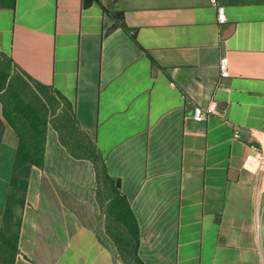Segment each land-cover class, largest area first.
<instances>
[{
  "label": "crops",
  "instance_id": "0c3cea01",
  "mask_svg": "<svg viewBox=\"0 0 264 264\" xmlns=\"http://www.w3.org/2000/svg\"><path fill=\"white\" fill-rule=\"evenodd\" d=\"M216 1L222 25L210 0H0V53L72 105L129 203L141 264H264V190L245 165L264 151V0ZM0 121V226L11 181L27 180L14 264H125L51 166L56 143L46 134L42 167L15 171L1 103Z\"/></svg>",
  "mask_w": 264,
  "mask_h": 264
},
{
  "label": "rangeland",
  "instance_id": "374dc122",
  "mask_svg": "<svg viewBox=\"0 0 264 264\" xmlns=\"http://www.w3.org/2000/svg\"><path fill=\"white\" fill-rule=\"evenodd\" d=\"M4 63L5 59L0 56V69ZM13 73V85L20 97L26 102L38 104L47 120L45 137L47 134L58 146L52 156L51 166L68 181L72 189L75 188L76 181L77 189L82 187L86 197H90L97 228L102 238L114 248L117 259L125 264H136L133 259L131 227L127 226V219L117 222L111 220V214L119 212L120 195L104 175L100 157L95 152L92 141L75 130L70 111L50 88L32 86L15 69ZM1 91V95H4L5 90Z\"/></svg>",
  "mask_w": 264,
  "mask_h": 264
},
{
  "label": "trees",
  "instance_id": "16d2710c",
  "mask_svg": "<svg viewBox=\"0 0 264 264\" xmlns=\"http://www.w3.org/2000/svg\"><path fill=\"white\" fill-rule=\"evenodd\" d=\"M122 27L126 29L124 25H122ZM0 56L6 61L0 69V103L2 105V116L17 135L18 145L15 153L14 170L23 173L24 169L30 165H35L37 167H42L43 165L47 120L44 113H41L38 108V104L34 105L35 103L26 102L20 97L19 91L16 89L15 85H13V78H15V76L10 70L11 61L1 53ZM26 79L32 84V86H37L38 88H50L28 77H26ZM50 89L67 106L75 130L81 135L87 137L78 129L75 123L72 105L57 91L52 88ZM1 90H5L4 95H1ZM87 138L92 141L89 137ZM93 146L95 152L100 157L104 175L108 181H110L114 190L120 195L121 202L118 207L119 212H117V214L112 213L110 216L111 220L117 222L122 221L123 218L127 219V226L131 227V237L134 246L133 259L136 264H141L136 253L139 235L135 217L130 209L129 203L119 192L118 187H116L115 180L106 174L102 155L97 151L94 143ZM26 186L27 180L25 176L13 178L11 181V189L6 197L0 226V264H14L15 257L19 253L18 237L21 224V210L25 202ZM115 226L117 225L115 224ZM113 229H115L114 226ZM116 230L117 229L114 231Z\"/></svg>",
  "mask_w": 264,
  "mask_h": 264
},
{
  "label": "built area",
  "instance_id": "2783aa9c",
  "mask_svg": "<svg viewBox=\"0 0 264 264\" xmlns=\"http://www.w3.org/2000/svg\"><path fill=\"white\" fill-rule=\"evenodd\" d=\"M211 4L216 9V22L218 25H222L226 22L225 7L216 0H210ZM228 61L226 57H220L218 61V67L220 70V77L225 78L228 75L227 69ZM217 103L212 101L207 105V107H202L200 105H194L193 107V118L196 120L203 119L208 115H213L216 113ZM235 138L238 137V133L233 135ZM245 165L248 168L255 169L258 173V186L264 190V151L261 149L255 148L253 154H247L245 157ZM260 182H263L262 185ZM259 240L261 243L264 242V206L261 210L260 223H259Z\"/></svg>",
  "mask_w": 264,
  "mask_h": 264
},
{
  "label": "water",
  "instance_id": "95a60500",
  "mask_svg": "<svg viewBox=\"0 0 264 264\" xmlns=\"http://www.w3.org/2000/svg\"><path fill=\"white\" fill-rule=\"evenodd\" d=\"M92 1L93 0H83V5L88 6L89 4H91ZM116 17H119V14H116ZM115 26H116V23L114 21L109 22L104 29L105 34L108 33L109 31H111ZM2 130H3V124L0 121V137L2 134ZM232 173L234 175L236 173V171H232ZM115 185H116V187H119V181L118 180L115 181Z\"/></svg>",
  "mask_w": 264,
  "mask_h": 264
}]
</instances>
